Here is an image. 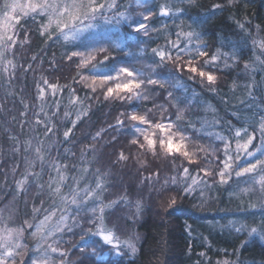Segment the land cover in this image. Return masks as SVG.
Returning <instances> with one entry per match:
<instances>
[{"label":"snow or ice","instance_id":"1","mask_svg":"<svg viewBox=\"0 0 264 264\" xmlns=\"http://www.w3.org/2000/svg\"><path fill=\"white\" fill-rule=\"evenodd\" d=\"M239 2L213 3L193 17L189 8L198 6L197 0H0V75L9 86L18 72L36 71L32 63L25 67L16 62L17 51L31 44L32 35L46 37V42L61 41L62 62L75 72L72 84L50 83L41 77L36 93L40 103L32 112L37 134L27 140L9 137L21 164L11 170L12 185L5 180L0 188L4 194L0 264H84L83 259H70L73 250L81 256L89 253L97 261L109 253L134 257L140 237L120 223L127 216L113 218L114 209L126 207L139 218L145 189L162 212L171 214L180 199L198 196L206 202L205 193L214 186L234 188L238 206L233 215L239 218L229 220L226 227L264 241V107L243 121L233 113L240 127L231 121L222 123L211 104L203 115L191 111L201 102V94L189 85L218 95L220 73L240 62L243 47L254 52L253 62L243 65L245 71L255 73L257 65L264 71V26L237 18ZM222 12H232L229 19L237 39L222 37L219 46H210L203 26ZM52 67L60 70L54 63ZM236 87L233 83L232 89ZM243 87L254 99V82ZM176 91H182L183 97L175 96ZM93 104L110 106L115 118L85 138L99 141L115 133L103 147L114 149L109 154L115 157L109 161L112 168L131 162L136 169L135 198L126 189L110 191L125 186L112 183L109 172L93 167L96 145H87L79 156L71 152L76 163L68 162V148L62 155L57 147L61 137L63 143L71 142L73 130L89 117ZM246 107L252 110V105ZM28 114L25 105L21 116ZM166 169L170 174L165 175ZM33 189L31 207L21 215L17 201L28 208L26 198ZM114 195L116 199L106 202ZM196 207L203 209L204 204ZM68 237L78 239L72 243ZM90 237H98L108 251L98 254L86 242ZM247 243L243 241L240 248ZM224 254L227 257L228 250ZM199 255L206 257L203 252ZM215 264L241 262L225 258Z\"/></svg>","mask_w":264,"mask_h":264},{"label":"trees","instance_id":"2","mask_svg":"<svg viewBox=\"0 0 264 264\" xmlns=\"http://www.w3.org/2000/svg\"><path fill=\"white\" fill-rule=\"evenodd\" d=\"M213 3H226V0H197L198 6L190 7L189 12L194 17ZM238 8L237 18L247 17L253 24L264 26V0H240ZM235 11L236 9H232V12ZM232 12L218 13L203 26L207 32L204 39L210 46H219L222 37L230 40L237 39L235 35L237 30L232 20L229 19ZM187 19L188 17H185L186 21ZM28 26L32 29L36 28V25L31 22ZM21 38L23 37L21 36ZM30 39L31 44L29 46L17 51L16 55L19 59L16 62L18 64L23 63L25 67L28 63H32V67L36 71L18 72L17 77L11 80L10 86L6 83L5 78L0 75V188H3L5 180H7L9 187L13 182V177L3 179V167H6L7 163L13 164V161L17 162V165L21 164V155H13V141L9 137L17 136L20 140H27L37 134L33 132V128L36 126L33 123L32 112L38 110L40 103L36 99L40 78L44 76L50 83L58 81L60 84H72V77L75 75L72 66L62 62L61 57L65 48L61 41L46 42V37H40L38 34L32 35ZM159 42L163 43V41ZM34 55L37 57L36 61L31 60ZM255 55H259V52H255ZM261 58L264 59V57ZM253 59V49L250 46L243 47L240 62L220 73L221 79L216 96L207 94L196 85H189L201 94V102L194 105L191 111L203 115L207 111V104H211L217 109L216 118L221 119L222 123L231 121L232 124L240 127L241 124H237V120L233 118V113L237 114V117L243 121L245 116L250 117L253 113L258 112L259 107H264V71H261L258 65L255 73H249L243 67L245 62L252 63ZM53 63L59 67V71L53 70ZM253 82L252 95L254 99H250L247 94L248 89L243 86ZM233 83L237 85L234 90L232 89ZM6 92L13 95L6 96ZM64 95L67 96V91ZM174 95L183 97V92L176 91ZM225 101L227 102L225 103ZM241 101L244 103L241 104ZM25 105H28L29 114L22 117L21 113L25 112ZM247 105H252L251 111L247 110ZM147 106L151 107L150 104ZM114 118L115 114H110V106L101 105L97 107L93 104V111L89 117L80 122L73 130L71 142L65 144L61 137V144L57 147L62 155L63 148H68L70 150L68 162L76 163V161L71 160V152H75L79 156L80 150L86 148L87 145H96L99 150L95 154L97 160L93 167L101 168L102 172H109L113 177L112 183H123L125 186L124 189L113 188L110 191L117 193L126 189L132 194L131 198H135L139 186V176L136 174V169L131 162L127 167L112 168L109 161L115 157L109 156V154L114 149L103 147L104 142L111 139V135L115 133L107 134L99 141L85 138L86 135H94L100 128L113 123ZM206 118L211 117L207 116ZM25 120L27 123H24ZM217 130L220 131V129ZM204 142L207 143L208 141ZM55 155L56 151L54 150L53 156ZM87 159L92 160L93 157L89 155ZM22 171L21 166L18 173ZM18 177L19 175L15 178ZM1 195L3 198L2 192ZM34 198L35 191L31 197L26 198L29 201L28 208H25L19 200L17 201L21 215L30 209ZM205 198L206 202L198 196L180 199L176 211L169 214L162 212L156 202L149 199L148 191L145 189L144 211L139 218H136L131 210L126 207L121 206L114 209L116 216L113 218L121 217L120 213L123 211L122 216L128 217V219L123 220V227L128 233L134 232L140 237L137 245L139 251L134 257L129 254L116 256L114 253H109V256L97 261L89 253L81 256L78 251L73 250L70 259L72 261L83 259L86 264H215L217 260L227 258L230 260L239 259L241 264H264V241H261L259 237L250 238L246 235L237 234L226 227L229 220L239 218L233 215L238 206L234 188H228L227 185L214 186L205 193ZM109 199H116V196L107 197L106 202ZM36 202L38 203V201ZM201 203L204 204L203 209L196 207ZM17 221H19V217ZM77 238L68 237L72 241ZM243 241H248V243L240 248ZM86 242L96 247L100 253L108 250V246L102 244L97 237L87 238ZM32 243L33 241L30 244ZM66 247L68 246L66 245ZM225 249L229 253L227 257L224 254ZM233 249H239L238 255L231 254ZM202 252L206 253V257L199 255Z\"/></svg>","mask_w":264,"mask_h":264},{"label":"rangeland","instance_id":"3","mask_svg":"<svg viewBox=\"0 0 264 264\" xmlns=\"http://www.w3.org/2000/svg\"><path fill=\"white\" fill-rule=\"evenodd\" d=\"M17 53H18V52H17ZM17 53H16V54H17ZM43 78H44V76H43ZM45 78H46V77H45ZM15 165H17V162L15 163V162L13 161V164H12V163H9V164L7 163V166H6V167H3V170H2L3 173H4V174H3V175H4V176H3V179H5V178H12V177H13V176L11 175V170H12V168H13ZM18 170H19V168L17 169V172H18ZM145 174H146V173H145ZM168 174H170V173H169L168 170L166 169V171H165V175H168ZM17 179H19V177H18ZM146 190H147V189H146ZM34 191H35V189H33L32 193H31L28 197H31V196L33 195V192H34ZM147 191H148V190H147ZM1 196H2V195H1V192H0V198H1ZM9 198H10V197H9ZM10 199H11V198H10ZM7 200H8V199H6L5 202H7ZM122 213H123V211H121V213H120L121 215H120V214H119V215L122 216ZM5 215H7V214H5ZM114 216H116V214H115ZM118 217H119V216H118ZM17 218H18V217H16V219H17ZM114 219H115V218H114ZM122 222H123V220L120 221L121 224H122ZM17 223H19V221H17ZM97 238H98V237H97ZM77 239H78V238H77ZM77 239H76V240H77ZM76 240H75V241H72V243H75ZM32 244H34V241H33ZM32 244H30L29 246H32ZM107 251H108V250H107ZM107 251H103V252H101V253L97 251V253L102 255L104 252H107ZM108 256H109V255H108ZM84 264H86V263H84ZM88 264H89V263H88Z\"/></svg>","mask_w":264,"mask_h":264}]
</instances>
